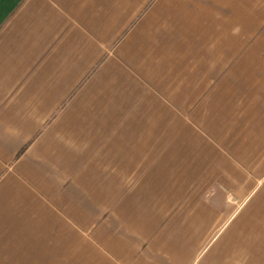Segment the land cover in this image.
<instances>
[{"label":"crops","instance_id":"1","mask_svg":"<svg viewBox=\"0 0 264 264\" xmlns=\"http://www.w3.org/2000/svg\"><path fill=\"white\" fill-rule=\"evenodd\" d=\"M0 264H264V0H0Z\"/></svg>","mask_w":264,"mask_h":264}]
</instances>
